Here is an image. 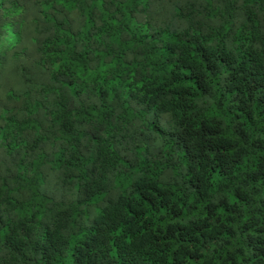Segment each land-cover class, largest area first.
Instances as JSON below:
<instances>
[{
  "label": "trees",
  "instance_id": "obj_1",
  "mask_svg": "<svg viewBox=\"0 0 264 264\" xmlns=\"http://www.w3.org/2000/svg\"><path fill=\"white\" fill-rule=\"evenodd\" d=\"M0 264H264V0H0Z\"/></svg>",
  "mask_w": 264,
  "mask_h": 264
}]
</instances>
